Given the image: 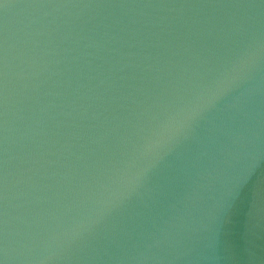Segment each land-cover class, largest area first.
<instances>
[{"label": "water", "instance_id": "1", "mask_svg": "<svg viewBox=\"0 0 264 264\" xmlns=\"http://www.w3.org/2000/svg\"><path fill=\"white\" fill-rule=\"evenodd\" d=\"M0 264H264V0H0Z\"/></svg>", "mask_w": 264, "mask_h": 264}, {"label": "clouds", "instance_id": "2", "mask_svg": "<svg viewBox=\"0 0 264 264\" xmlns=\"http://www.w3.org/2000/svg\"><path fill=\"white\" fill-rule=\"evenodd\" d=\"M224 86H225V81L222 80L218 83L217 88L218 89L223 88ZM215 95H216L215 91H210L207 94V96L201 98L202 103H205V104L210 103L211 100L215 97ZM198 110H199V105L194 106L184 115L183 119L175 121V123L171 124V125L166 124L164 126L163 130L157 134V138L150 140L149 142H147L144 145V151L145 152H152L154 149L161 147L163 145V142H164L165 132L174 133V132L178 131L181 127H183L184 123L187 120L193 119L197 115ZM146 171H147L146 168L142 169L140 172H138L136 174V176L130 178L128 183L129 184L134 183L139 178V176L142 175Z\"/></svg>", "mask_w": 264, "mask_h": 264}]
</instances>
